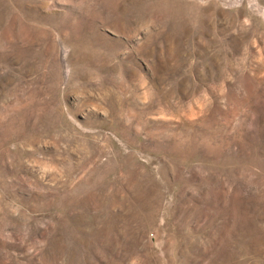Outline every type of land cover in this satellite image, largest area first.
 <instances>
[{
    "label": "rangeland",
    "instance_id": "1",
    "mask_svg": "<svg viewBox=\"0 0 264 264\" xmlns=\"http://www.w3.org/2000/svg\"><path fill=\"white\" fill-rule=\"evenodd\" d=\"M0 264H264V0H0Z\"/></svg>",
    "mask_w": 264,
    "mask_h": 264
}]
</instances>
